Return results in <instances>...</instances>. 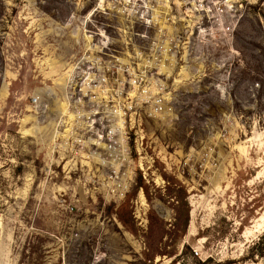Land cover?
I'll return each instance as SVG.
<instances>
[{"label":"rangeland","instance_id":"rangeland-1","mask_svg":"<svg viewBox=\"0 0 264 264\" xmlns=\"http://www.w3.org/2000/svg\"><path fill=\"white\" fill-rule=\"evenodd\" d=\"M0 264H264V0H0Z\"/></svg>","mask_w":264,"mask_h":264},{"label":"built area","instance_id":"built-area-1","mask_svg":"<svg viewBox=\"0 0 264 264\" xmlns=\"http://www.w3.org/2000/svg\"><path fill=\"white\" fill-rule=\"evenodd\" d=\"M126 1L128 3L132 2V0ZM140 7L148 8L149 6L145 3H141ZM148 23L149 22H147V24ZM110 56L109 47L105 42H103V39L100 38L96 44H92V47L86 48V50H84L81 56L77 59L74 65V71L76 72L77 78L75 81V87H78L80 93L78 95L80 98L76 97L77 99L82 98L83 100H87L88 103L98 104L93 97V95L96 93L100 96L99 99L105 100V89L110 85L109 74H118V78L115 79V82H117L119 81L120 73H123L126 68L128 70L124 59L115 58L113 61L108 60L107 58ZM141 61L142 64L140 66V70H143V72L141 73L140 77L133 80L134 83L130 81V85L133 86L134 84L144 89L157 85L154 80L149 79L145 74L147 70L156 69V67H154V63L149 61L148 56L143 58ZM32 101L33 103H36L37 98H33ZM151 107L154 110H161L162 104H160L159 100L153 102ZM100 108L105 109L106 107L103 103H101ZM81 120H90V125L87 127H82L80 124ZM106 121V123H108V119ZM104 122L105 117L99 118L97 121V119H89V117L84 118L79 113L70 119H65L62 117L60 120L61 125H68L66 129H63V131L66 132L67 138L77 137L78 135H89L92 137L103 138L109 135L114 136L116 134H120V130H118V128H111L110 125H106ZM96 123H98L99 126L95 128ZM115 125L118 127L119 123L115 122ZM109 149L110 146L108 145V149L106 150L109 151Z\"/></svg>","mask_w":264,"mask_h":264},{"label":"trees","instance_id":"trees-1","mask_svg":"<svg viewBox=\"0 0 264 264\" xmlns=\"http://www.w3.org/2000/svg\"><path fill=\"white\" fill-rule=\"evenodd\" d=\"M258 255H261V254H258ZM253 262H255V260H253Z\"/></svg>","mask_w":264,"mask_h":264}]
</instances>
